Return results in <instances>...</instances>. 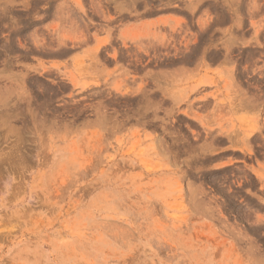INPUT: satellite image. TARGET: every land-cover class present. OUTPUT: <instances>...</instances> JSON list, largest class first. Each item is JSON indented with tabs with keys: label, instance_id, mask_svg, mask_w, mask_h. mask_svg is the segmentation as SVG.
<instances>
[{
	"label": "rangeland",
	"instance_id": "obj_1",
	"mask_svg": "<svg viewBox=\"0 0 264 264\" xmlns=\"http://www.w3.org/2000/svg\"><path fill=\"white\" fill-rule=\"evenodd\" d=\"M0 264H264V0H0Z\"/></svg>",
	"mask_w": 264,
	"mask_h": 264
},
{
	"label": "bare ground",
	"instance_id": "obj_2",
	"mask_svg": "<svg viewBox=\"0 0 264 264\" xmlns=\"http://www.w3.org/2000/svg\"><path fill=\"white\" fill-rule=\"evenodd\" d=\"M243 100V99H242ZM243 103V102H242ZM237 104V103H236Z\"/></svg>",
	"mask_w": 264,
	"mask_h": 264
}]
</instances>
